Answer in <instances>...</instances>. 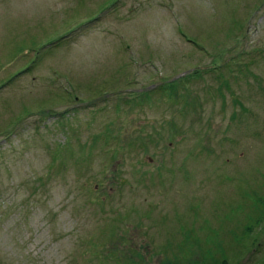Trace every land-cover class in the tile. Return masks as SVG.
I'll list each match as a JSON object with an SVG mask.
<instances>
[{
  "label": "rangeland",
  "instance_id": "rangeland-1",
  "mask_svg": "<svg viewBox=\"0 0 264 264\" xmlns=\"http://www.w3.org/2000/svg\"><path fill=\"white\" fill-rule=\"evenodd\" d=\"M0 127V264H264V0H0Z\"/></svg>",
  "mask_w": 264,
  "mask_h": 264
},
{
  "label": "trees",
  "instance_id": "trees-1",
  "mask_svg": "<svg viewBox=\"0 0 264 264\" xmlns=\"http://www.w3.org/2000/svg\"><path fill=\"white\" fill-rule=\"evenodd\" d=\"M0 128H2V127H0ZM1 132H3V129H0V133H1ZM119 136H120L119 134H115L114 137H112V138H107V139H108V141H110V140H111V141H112V140H116V141H118L117 139L119 138ZM140 143H143V141H141ZM85 144H86V143H85ZM84 148H85V145H84V146L82 145V146H81V149L84 150ZM63 151H65V150H60L59 152H63ZM65 152H67V151H65ZM114 158H115V156H113V159H114ZM227 261H228V259H223V263H219V262H218L217 264H228Z\"/></svg>",
  "mask_w": 264,
  "mask_h": 264
}]
</instances>
